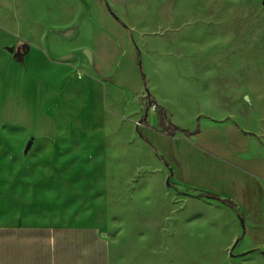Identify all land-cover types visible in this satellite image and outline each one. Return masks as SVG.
<instances>
[{"label": "rangeland", "instance_id": "1", "mask_svg": "<svg viewBox=\"0 0 264 264\" xmlns=\"http://www.w3.org/2000/svg\"><path fill=\"white\" fill-rule=\"evenodd\" d=\"M5 120L1 222L95 226L112 264H264L236 255L264 254V0H0Z\"/></svg>", "mask_w": 264, "mask_h": 264}, {"label": "crops", "instance_id": "2", "mask_svg": "<svg viewBox=\"0 0 264 264\" xmlns=\"http://www.w3.org/2000/svg\"><path fill=\"white\" fill-rule=\"evenodd\" d=\"M74 32H68L67 37H72ZM62 36L64 37V34ZM19 39L15 36L12 42H17ZM29 52L31 54L30 50ZM30 54L23 55L25 67L29 63L31 67L33 66V57ZM15 57L16 55H12V59ZM85 66L90 70L95 67L93 60ZM152 116H155L154 112ZM9 129L23 131L25 127L22 124L13 123L12 120L0 122V134H4ZM46 138L41 134L35 137L32 134L28 135L29 141ZM149 154L153 157L152 151ZM166 172L165 168H158L162 181L166 178ZM161 190L166 191L164 185L161 186ZM198 201L208 205L211 200ZM239 242L240 240L235 242L234 251ZM244 254L248 257L257 254L264 258V254L257 253L254 248L236 255ZM0 264H112L111 245L102 230L91 225H12L0 221Z\"/></svg>", "mask_w": 264, "mask_h": 264}, {"label": "water", "instance_id": "3", "mask_svg": "<svg viewBox=\"0 0 264 264\" xmlns=\"http://www.w3.org/2000/svg\"><path fill=\"white\" fill-rule=\"evenodd\" d=\"M234 246H235V244L232 246L231 250H233Z\"/></svg>", "mask_w": 264, "mask_h": 264}, {"label": "built area", "instance_id": "4", "mask_svg": "<svg viewBox=\"0 0 264 264\" xmlns=\"http://www.w3.org/2000/svg\"><path fill=\"white\" fill-rule=\"evenodd\" d=\"M152 108H154V106L152 105Z\"/></svg>", "mask_w": 264, "mask_h": 264}]
</instances>
